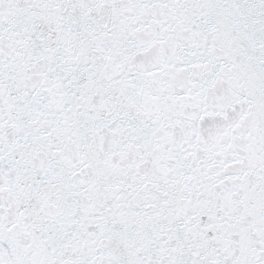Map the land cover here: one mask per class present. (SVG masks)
Segmentation results:
<instances>
[{"label":"snow or ice","instance_id":"1","mask_svg":"<svg viewBox=\"0 0 264 264\" xmlns=\"http://www.w3.org/2000/svg\"><path fill=\"white\" fill-rule=\"evenodd\" d=\"M0 264H264V0H0Z\"/></svg>","mask_w":264,"mask_h":264}]
</instances>
